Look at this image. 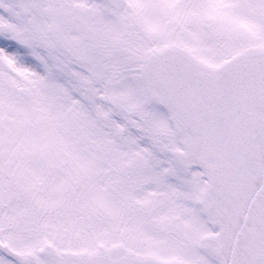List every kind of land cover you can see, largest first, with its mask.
Listing matches in <instances>:
<instances>
[{"label": "snow or ice", "instance_id": "1", "mask_svg": "<svg viewBox=\"0 0 264 264\" xmlns=\"http://www.w3.org/2000/svg\"><path fill=\"white\" fill-rule=\"evenodd\" d=\"M0 264H264V0H0Z\"/></svg>", "mask_w": 264, "mask_h": 264}]
</instances>
